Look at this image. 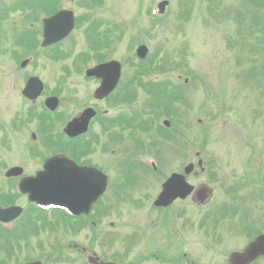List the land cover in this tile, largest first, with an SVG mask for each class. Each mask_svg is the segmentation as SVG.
Here are the masks:
<instances>
[{"label": "rangeland", "instance_id": "obj_1", "mask_svg": "<svg viewBox=\"0 0 264 264\" xmlns=\"http://www.w3.org/2000/svg\"><path fill=\"white\" fill-rule=\"evenodd\" d=\"M15 1L0 0V184L4 183L3 175L9 168H22L21 177L31 173L33 174L30 176H33L34 172L40 169L37 168V161L30 156H36L37 152L32 150V154H28L27 150L31 147L41 152L40 136L35 130L37 121L35 117L28 123L23 120L28 109L33 106L20 94L28 77H39L45 86L42 96L34 104L36 107H40L44 99L51 94H59L56 95L59 102L61 101L58 112L64 113L65 118L62 122L57 120L55 132L62 128L59 123H63L64 120L70 119L87 107L94 108V105H97L100 111L106 108L93 99V91L96 88L93 82L84 80L82 73L79 74L78 71L76 73L75 69L92 68L99 63L100 60L97 58L103 57L102 62L115 60L121 63L122 76L128 79L133 69L131 64L137 63L134 57L135 49L144 45L150 57L160 50V57L152 63V66L156 67V62L163 63L166 55L170 56L172 61L173 59L185 61L186 67L182 71L171 68L168 73L157 75L156 78L162 82L171 80L177 92L181 91L179 95L182 96V101L176 103L175 108H178V113L188 124L187 137L185 141L179 139L182 138L181 133L175 131L173 138L162 148L164 153L163 157H160L162 162L160 163L159 160V163L157 162L158 165L160 164L158 172L150 176L149 171L143 176L136 174L140 176L141 183L143 181L146 183L143 189L135 184L131 187L127 183L114 188V183H120L123 179L118 170L119 149L115 150L117 154L110 156L84 155L79 159L84 163L91 160L101 166L102 171L109 176L110 183L105 197L115 200L113 195L123 198L122 192L125 194L122 200L124 205L117 211L120 214H111L108 218L101 217L97 228H94L100 233L95 245L91 244L97 256L99 257L101 253L99 245L108 243L113 246V251L117 250L126 255L128 264H146L144 260L146 253H140L136 249L133 233L139 225L140 211L145 218L151 210V204L148 209V199H155L162 182L172 171L184 165L179 164L177 151L174 149L175 143L178 147L183 146V149L185 145L186 148L191 149L186 154L189 156L190 152L188 162L196 164L194 153L204 149L207 157H205L206 168L209 170L210 167L218 166L220 169L218 186H210L214 190L213 197L224 196L227 193L225 187L233 189L235 185H243L239 193L241 196H255L253 194L256 193L259 194L257 196L262 195L263 190L260 185L246 187L241 182L243 176L250 182L256 181L258 175L255 170L258 168L264 174V95H262L264 87H256L255 83L260 82L259 77L256 81L245 79L247 71L260 65V62L251 63L249 60L253 57L247 53L249 46L258 41L252 39L246 41L244 49L247 54L245 61H241L240 64L237 63V54L240 50L232 46L228 47L227 44L228 40L232 41V37L235 38L236 28L239 27L235 20L227 19L228 14H233V11H239L238 9L247 10L248 4H243L242 0H102L101 4H95L96 6L91 10L87 6L79 10L77 6H82L79 4L80 0H58L62 9L75 8L73 12L77 26L72 36L61 46L65 53L60 55V58H56L53 52H44L40 49L39 43L31 42L28 35L23 33L29 30V23L40 25L43 15L35 16L31 6L26 10L12 11L9 6ZM83 1L84 5L92 4H88L90 2L88 0ZM163 1L168 3L162 15L165 19L155 23L157 19L155 16L159 15L157 6ZM261 12L260 21L264 24V9ZM81 16H86L90 21L103 22L106 30L110 29L109 27L114 28L116 32L110 33L114 37L110 36L108 41L97 46L94 51L93 48L89 50L91 46L86 41L85 34L83 35L85 27L81 26ZM23 34L26 35L30 45L25 46L32 51L21 49L22 45H12L11 41L16 37L21 39ZM229 37L230 39H227ZM103 46L106 49L96 53L98 47ZM26 58H32V61L30 60V64L24 70L19 69L20 62ZM258 60L263 61L264 58L259 57ZM165 64L170 68L167 61ZM65 70L69 76L66 75ZM185 79L188 80L186 84H184ZM262 80L261 84H263ZM142 93L137 91V96L143 97ZM12 122L16 125L20 124L18 129H14ZM32 132L36 135L34 142L30 138ZM50 153L55 151L47 147L41 154L48 156ZM148 154L152 156L153 149H149ZM172 154L173 162L170 160ZM207 175L209 174L203 177ZM198 180V183L206 185V182H210L208 179ZM9 186L10 182L5 191L10 192ZM260 189L261 193H259ZM142 197L146 204L141 207L145 209L140 210L138 207V210L133 202L136 199L142 201ZM14 203L24 210L18 222L21 220L25 226L24 220L28 221V216L32 215L30 206L25 198L17 199ZM252 207L255 215H258V210L262 209V205ZM57 215L47 213L40 219L50 223L58 217ZM30 218L28 229L31 233L26 230L27 238L18 240L16 238L19 236L15 235V232L8 240L13 246L12 251L14 250V262H10L24 264L44 260L45 264H83L82 258L73 262L71 254L74 253L72 245L89 246L92 236L89 235L87 228L82 227L78 232H73L72 236L69 231L71 229L66 227L65 221L58 223L53 231L48 228L49 224L44 220ZM40 227L44 232L34 237L36 229ZM252 228L256 229L259 226L254 223ZM102 233L108 235L110 240L104 238ZM54 240L56 242H53ZM243 241L244 238L240 237L236 244L241 245ZM3 243L5 241L0 240V244ZM172 249V253L175 254L174 248ZM0 260H2L1 255Z\"/></svg>", "mask_w": 264, "mask_h": 264}, {"label": "flooded vegetation", "instance_id": "obj_2", "mask_svg": "<svg viewBox=\"0 0 264 264\" xmlns=\"http://www.w3.org/2000/svg\"><path fill=\"white\" fill-rule=\"evenodd\" d=\"M28 33L34 35L35 39H41L40 27ZM124 81L125 77L121 75L114 92L106 100L97 102V104L104 105L105 109L100 111L98 106L94 105L96 115L90 122L85 136L76 138L71 142L56 139L55 144L65 145L66 150H68L73 142L75 145L84 144L81 142L86 140L84 152H88L87 157L96 155L93 148L96 142H103L110 146L116 140L126 141L128 135L134 142L133 146H139L138 140L143 134L141 108L129 107V110H126L127 103L124 101L125 96L122 92L124 94L127 92L128 85ZM92 82L95 87L100 84L99 80L93 79ZM131 104L133 103H130L129 106ZM43 121L44 117L41 116L38 121L39 130L36 132L40 136L39 142L42 147L41 152L35 149L37 152L35 160L38 164L37 168L40 169L42 159L46 158L41 153L42 150L46 149L47 144L46 128ZM149 124L151 132L155 134L157 131L156 124L151 122ZM129 142L131 141L129 140ZM27 150H30V147ZM127 159L131 163L124 165L120 162L119 172L122 173V169L125 173L132 172L134 169L137 170L138 165L135 160L130 156ZM76 161L83 166H92L78 159ZM134 171L130 172L127 177L122 175L123 182L132 184L133 181H136V179L132 180ZM32 174H26V176ZM200 174L204 175V172L201 171ZM198 176L195 168L188 176L189 183L195 189V193L193 192L189 197L176 199L165 207H155L153 205L155 199H148V209H150L151 204V210L145 218L141 213L139 228L137 227V246L140 253L147 254L144 260L150 258L153 264H230L229 255L231 253L242 252L253 239L255 240L259 235H264V211L259 210L258 215H255L251 199L227 195L200 197L197 195L196 188L204 187L201 185L206 184L198 183ZM216 176L218 177V170H216ZM19 180L20 177L5 179L0 189V199L10 200L13 197L12 188L18 184ZM12 181L14 183H11ZM8 182H10V192L5 191V188L8 189ZM211 192L213 193L214 190ZM145 204L142 198V201H138L136 206L144 210L145 208L141 206ZM254 223L259 228H252ZM240 237H243L244 241L241 245H237L236 242ZM90 248V246L83 247L81 251L92 254ZM172 248H174L175 254L172 253ZM261 254L250 264H264V253Z\"/></svg>", "mask_w": 264, "mask_h": 264}, {"label": "water", "instance_id": "obj_3", "mask_svg": "<svg viewBox=\"0 0 264 264\" xmlns=\"http://www.w3.org/2000/svg\"><path fill=\"white\" fill-rule=\"evenodd\" d=\"M166 2L159 5L162 12ZM45 35L43 46H48L64 38L73 28V17L69 12H62L58 15L44 21ZM146 49L141 47L138 49V55L144 57ZM24 65V64H23ZM22 65V66H23ZM100 72L102 79L101 87L96 91L95 97L97 99L105 98L115 87L120 76V65L116 62L105 64L95 69ZM42 85L37 79H31L23 95L35 99L41 92ZM52 105H56L55 101H51ZM91 110H86L79 118L71 121L67 127L66 132L70 136L83 132L86 129L87 123L93 116ZM69 161L64 157H55L49 159L44 164V171L37 173L35 178L23 180L21 183V190L23 193L29 194V201L51 202L62 200V203L77 211L88 213L91 204L98 199V197L105 190L106 179H99L97 176H102L96 171H91L85 174L81 180L77 181L76 172H64L65 167L69 166ZM192 166L185 168V174H189ZM21 174V170L12 169L7 173V176H17ZM77 181V182H76ZM46 184V185H45ZM56 191L53 195H48L50 192ZM84 190L85 194H77V191ZM191 192V188L185 182L183 176L172 175L170 179L162 187V192L159 195L155 206H166L174 199L180 197L185 198ZM46 194V195H45ZM42 202V203H45ZM5 217H12L13 209L1 212ZM264 253V237H260L247 247L243 254L233 255L231 259L232 264H248L253 261L257 255ZM39 264V263H35Z\"/></svg>", "mask_w": 264, "mask_h": 264}, {"label": "trees", "instance_id": "obj_4", "mask_svg": "<svg viewBox=\"0 0 264 264\" xmlns=\"http://www.w3.org/2000/svg\"><path fill=\"white\" fill-rule=\"evenodd\" d=\"M47 1L49 3L51 2L49 0H47ZM244 1L247 2L253 9L252 14H251V18L255 21H259L257 19L256 14L261 12L260 10H262L264 8V0H244ZM261 26H263V24L256 22L255 24H251V26L249 27V30L251 33L259 34V37L257 39H255V41H258V42H254L253 46L249 47L250 52L254 55H262L264 53V47H263L264 45L262 46V44L264 43V27L261 28ZM183 63H184L183 60H181L178 63H176V62L172 63L171 61H169V66H170V68H171V66H173L175 68V70H177L179 68L180 69L184 68ZM140 64H141V68L143 70L148 69L146 71H156L159 73H166L168 71V69H170L166 66V64L160 68L152 66V60H150V59H147L146 61H144L143 63H140ZM262 65H264V62L262 63ZM262 65H261V67H262Z\"/></svg>", "mask_w": 264, "mask_h": 264}]
</instances>
